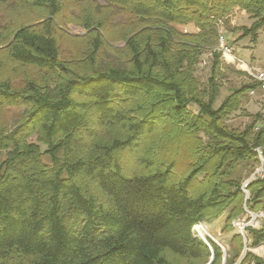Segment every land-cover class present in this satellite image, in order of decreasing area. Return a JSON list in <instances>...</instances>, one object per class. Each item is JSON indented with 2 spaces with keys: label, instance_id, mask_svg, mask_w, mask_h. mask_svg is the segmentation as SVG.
<instances>
[{
  "label": "trees",
  "instance_id": "obj_1",
  "mask_svg": "<svg viewBox=\"0 0 264 264\" xmlns=\"http://www.w3.org/2000/svg\"><path fill=\"white\" fill-rule=\"evenodd\" d=\"M69 2L81 8L73 21L86 32L71 37L85 50L62 59L56 15ZM4 4L45 17L0 30V109H21L13 127L0 125V264H264L249 250L241 257L264 245V223L245 228V243L232 236L224 259L192 231L223 214V229L233 230L246 209L264 207V176L245 199L235 175L258 160L253 147L264 155V129L225 122L255 84L213 108L219 30H235L231 13H244L252 24L239 38L255 42L264 0ZM188 24L197 31L176 27ZM107 25L124 45H112ZM207 51L213 64L201 89L195 67Z\"/></svg>",
  "mask_w": 264,
  "mask_h": 264
},
{
  "label": "rangeland",
  "instance_id": "obj_2",
  "mask_svg": "<svg viewBox=\"0 0 264 264\" xmlns=\"http://www.w3.org/2000/svg\"><path fill=\"white\" fill-rule=\"evenodd\" d=\"M79 6L73 2H69L64 10H62L58 15H56V21L60 26V30L57 31V37L59 42L60 56L62 59H70L72 56L81 54L85 50V43L80 39H74L71 36H81L85 34V30L78 23L73 21L75 19L74 14L77 13ZM81 8L79 9V11ZM235 18L236 29L232 30L233 26L228 24L226 31L224 28V36L228 44L233 49V54L237 59L246 63L248 65L254 63L256 69H264V30H260L257 39L255 42L251 40V37H241L242 29L244 27H250L252 20L245 14H237L236 12L231 13ZM239 15V16H238ZM42 17H45V13L37 10H20L16 7L9 5H0V30L5 25L17 27L19 25L36 23L40 22ZM234 23V21L232 20ZM178 30L183 32H194L197 31V28L193 24L176 26ZM106 32L108 35L112 36L114 46H122L124 42L120 39H117L115 36V29L110 25L106 26ZM235 32L237 33V38L231 40L232 37H235ZM220 41L219 37L217 39V44L219 46ZM219 54L218 63L216 65L215 74L216 79L219 85V93L217 94L215 101L213 103V108H217L220 103L230 94L233 90L240 88L244 85L250 84L251 77L248 73V70H256L254 68H247L246 71L237 70L234 63H240L238 60L232 62L231 60L226 61L221 52L218 49H213ZM215 52V53H216ZM211 52L207 51V54H204L201 57V60L196 64L195 67V77L197 78L200 88L204 89L207 85V79L211 75V67L213 64V56ZM233 64V66H232ZM243 67V66H242ZM240 69V68H238ZM14 86L18 87L20 81L15 78ZM241 110L232 114L226 119V124L230 128H234L242 131L247 125L254 123V131L258 128L264 129V92L256 91L253 95L249 94V91L246 92L243 98V103ZM189 109L197 110V106L194 104L189 105ZM21 111L17 107H9L7 109H0V125L6 127H13L12 125L15 122L16 116ZM35 139V138H33ZM253 151L257 153V159L251 158V161L242 162L239 168L236 170L235 175L242 177L243 182L246 178L250 177L253 172L257 169L263 167L264 155L261 147H253ZM259 154H261L263 161L261 162ZM43 160L46 163H50L48 156H43ZM264 169V167H263ZM264 176V173H263ZM262 176V177H263ZM242 182V184H243ZM250 183V182H249ZM249 183L242 186V191L245 199H248L251 196L250 190H248ZM246 208V207H245ZM225 215L214 220H205L200 221L203 224V228L206 231L196 232L195 235L201 239L209 238L217 245L220 246L223 252V259L225 258V251L229 249L228 242L236 233L241 234L244 237V243L246 242V235H248L246 227H251L258 229L264 223V207L258 208L256 211H249L246 209L244 216L234 219L232 222L233 230H224ZM194 226L192 227V231ZM239 245L234 244L232 247L237 248ZM244 250H249L259 256L264 255V245H260L256 248L244 247L241 252V257L244 255ZM223 262V261H222ZM223 264V263H222Z\"/></svg>",
  "mask_w": 264,
  "mask_h": 264
},
{
  "label": "built area",
  "instance_id": "obj_3",
  "mask_svg": "<svg viewBox=\"0 0 264 264\" xmlns=\"http://www.w3.org/2000/svg\"><path fill=\"white\" fill-rule=\"evenodd\" d=\"M223 27L220 28L219 30V41L220 44L217 47L218 50L221 52L223 58L228 61L231 60L232 62H235V60L240 61L239 59H237V57L234 56L233 54V49L232 47L228 44L227 40L225 39L224 36V32H223ZM248 73L251 77V82L255 84L254 88H251L249 90V94L253 95L256 91H263L264 92V69L260 70V69H256L254 71H250L248 70ZM260 160L261 162L263 161L261 154H259ZM264 173V169L263 167H261L260 169H257L255 172H253L251 174L250 177L246 178L245 181L243 182L242 186L244 188V186H246L249 182H251L252 180L257 179L258 177H262ZM206 231L203 228V224L202 222H198L197 224L194 225V229L193 232H200V231Z\"/></svg>",
  "mask_w": 264,
  "mask_h": 264
},
{
  "label": "crops",
  "instance_id": "obj_4",
  "mask_svg": "<svg viewBox=\"0 0 264 264\" xmlns=\"http://www.w3.org/2000/svg\"><path fill=\"white\" fill-rule=\"evenodd\" d=\"M241 14H244V13H241ZM238 16H239V15H238ZM234 23H235V20H234ZM237 33H238V32H235V37H232L231 40H235V39L237 38ZM234 64H235V67L233 66V64H232V66H233L234 68H236L237 70H241V71H246L247 68H250V69H251V68H254V69H256L255 66H257V65L254 64V63L248 65V64L243 63V62H242V64H240V63H234ZM242 66H243V67H242ZM238 68H240V69H238Z\"/></svg>",
  "mask_w": 264,
  "mask_h": 264
}]
</instances>
